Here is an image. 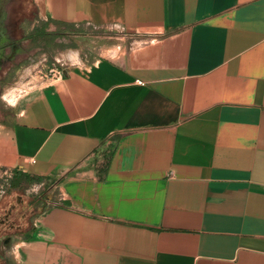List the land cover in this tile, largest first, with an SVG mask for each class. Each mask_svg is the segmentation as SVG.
<instances>
[{
	"label": "crops",
	"instance_id": "obj_1",
	"mask_svg": "<svg viewBox=\"0 0 264 264\" xmlns=\"http://www.w3.org/2000/svg\"><path fill=\"white\" fill-rule=\"evenodd\" d=\"M15 1L0 44L100 35L0 126L10 188L51 191L16 264H264V0Z\"/></svg>",
	"mask_w": 264,
	"mask_h": 264
},
{
	"label": "rangeland",
	"instance_id": "obj_2",
	"mask_svg": "<svg viewBox=\"0 0 264 264\" xmlns=\"http://www.w3.org/2000/svg\"><path fill=\"white\" fill-rule=\"evenodd\" d=\"M0 6L5 12V23L10 24L6 31L12 34L11 38L21 40L25 33L18 23L30 18L33 11L21 12L22 6L15 0H5ZM43 33L36 43L0 44V126L11 121V104L16 97L46 83L51 70L60 69L61 63L90 64L100 54V35L96 30L59 28L56 34L47 26ZM12 45L19 46L20 51L11 54ZM9 185L0 194V264H16V244L30 236L37 217L51 206L48 185L31 181L19 190Z\"/></svg>",
	"mask_w": 264,
	"mask_h": 264
},
{
	"label": "built area",
	"instance_id": "obj_3",
	"mask_svg": "<svg viewBox=\"0 0 264 264\" xmlns=\"http://www.w3.org/2000/svg\"><path fill=\"white\" fill-rule=\"evenodd\" d=\"M67 66L65 63H61V69L51 70L49 80L59 79L63 76L62 68ZM142 84L141 82H139ZM13 178V172L7 168H0V194L4 193L5 186L9 185L10 180ZM5 182V183H4Z\"/></svg>",
	"mask_w": 264,
	"mask_h": 264
},
{
	"label": "trees",
	"instance_id": "obj_4",
	"mask_svg": "<svg viewBox=\"0 0 264 264\" xmlns=\"http://www.w3.org/2000/svg\"><path fill=\"white\" fill-rule=\"evenodd\" d=\"M36 180H37V181H42L43 179L38 178V179H36ZM36 180H35V181H36ZM29 237H30V236H28L27 238H29Z\"/></svg>",
	"mask_w": 264,
	"mask_h": 264
},
{
	"label": "bare ground",
	"instance_id": "obj_5",
	"mask_svg": "<svg viewBox=\"0 0 264 264\" xmlns=\"http://www.w3.org/2000/svg\"><path fill=\"white\" fill-rule=\"evenodd\" d=\"M12 100V99H11ZM14 101V100H13Z\"/></svg>",
	"mask_w": 264,
	"mask_h": 264
}]
</instances>
